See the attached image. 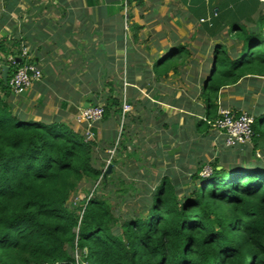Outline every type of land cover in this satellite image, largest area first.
I'll list each match as a JSON object with an SVG mask.
<instances>
[{
	"label": "trees",
	"instance_id": "obj_1",
	"mask_svg": "<svg viewBox=\"0 0 264 264\" xmlns=\"http://www.w3.org/2000/svg\"><path fill=\"white\" fill-rule=\"evenodd\" d=\"M226 8L225 14L215 13L219 30L213 37L221 39L224 29L226 34L212 46L199 77L205 111L195 124L200 137L218 116L222 88L248 78L258 86L264 78V4L228 0ZM192 56L185 46L175 48L155 66L157 77L178 72ZM6 60L11 69L26 63ZM13 95L0 73V264H77L75 250L82 251L83 264H264L259 159L230 167L219 159L200 161L181 180L164 175L146 200V214L118 220L114 206L96 195L107 179L96 162L95 139L64 123L27 120L14 110ZM105 109L103 119L118 115L122 103L112 94ZM250 113L255 155L264 151V108ZM206 166L211 172L204 176ZM83 181L101 185L72 207Z\"/></svg>",
	"mask_w": 264,
	"mask_h": 264
},
{
	"label": "crops",
	"instance_id": "obj_2",
	"mask_svg": "<svg viewBox=\"0 0 264 264\" xmlns=\"http://www.w3.org/2000/svg\"><path fill=\"white\" fill-rule=\"evenodd\" d=\"M227 4L228 0H0V65L16 57L19 63L33 62L42 71L41 80L13 95L14 110L25 113L27 120L64 123L85 136L86 127L77 122L79 110L99 104L105 107L113 94L122 103L119 115L123 118L133 108L135 115L142 111L151 120L150 110H158L155 116L165 134L161 132L156 146L153 139L148 142L154 148L150 157L163 169L160 178L175 174L181 180L186 170L205 162L204 145L216 151L208 162L219 159L221 163L219 154L225 160L221 150L228 147L224 136L211 128L200 137L195 124L197 119H205L199 96L205 59L227 31H222L221 39L213 37L219 30L215 13L221 10L225 14ZM1 45L18 55H8ZM179 46L189 48L193 56L178 72L157 77L155 66L168 60ZM174 77L178 80L169 87ZM238 84L220 90L219 108L235 111L252 107L247 97L257 86L248 84L247 92ZM172 90L180 94L172 99L162 93ZM186 91L197 96L198 102L186 98ZM124 103L131 106L127 113L123 112ZM171 109L176 113L172 119ZM112 114L117 115L112 112L92 128L96 162L104 173L117 136L118 159L124 151L125 157L134 156L137 162L136 153L142 147V138L130 142L126 132L115 133ZM132 120L144 122L138 117ZM146 130L151 133L150 128ZM111 171L110 167L108 173Z\"/></svg>",
	"mask_w": 264,
	"mask_h": 264
},
{
	"label": "rangeland",
	"instance_id": "obj_3",
	"mask_svg": "<svg viewBox=\"0 0 264 264\" xmlns=\"http://www.w3.org/2000/svg\"><path fill=\"white\" fill-rule=\"evenodd\" d=\"M260 2L264 4V0H260ZM229 18H232V16H229ZM225 40H228V39H225ZM196 44H199V43H196ZM176 79L177 78L175 77L171 78L168 86L169 87L174 86L173 84ZM250 80L252 79L248 78V79H245V83L240 82V86L243 90L247 89L248 84H252ZM258 80H260V83H258V86L261 88L258 91L253 92L252 95L250 94L249 97H247L248 104H250L252 107H249L246 105L247 109L235 110L236 113L238 114L248 113L250 111H253L259 105H261L264 108V78H260ZM246 91L248 92V90ZM162 93L163 94L168 93L167 95L171 97L172 99L173 97L176 98L177 94H180L179 92L173 91V90L169 92L163 91ZM186 95H187L186 98H189L190 100H192V102H198L197 101L198 97L194 96L193 93L186 91ZM125 106H129V109L125 110ZM130 110H131V106L128 105L127 103H124L123 112L127 113ZM153 111L154 112H151L150 110L151 115H153L151 120H147V116H145L144 113H142V111L139 114V116L135 115L136 110H134L133 108H132V111H130L125 116V118H123V116L121 117L119 114L118 115L112 114L113 115L112 118L114 119V120L112 119V122L114 124L113 128H114L115 133L119 134V133L126 132V134H129V136H131L129 139L130 142L135 140L137 137L142 138L139 143V145H142V147L141 148L138 147V150L136 153V157H138L139 159L137 162L135 161L136 159L134 156L125 157L124 151L122 152L120 158L118 159V142H117L118 136L114 144V147H116L115 153L113 155L109 153L107 156L108 162L111 161L110 164L107 163V168L105 170L106 171L105 178L107 179V182L101 187V189L97 192L96 195L101 198L106 199L112 206H114L118 220L120 219L122 220L124 218H130V216L137 217V216H142L143 214H146L147 209H148L147 208L148 204L146 200L151 197L152 192L157 187V185H159L160 183V179H161L160 177L163 175L162 174L163 169L162 167L157 165V160L155 158L153 159L150 157V156H153L154 154L153 153L154 148H150L149 146L150 143L148 142V140L153 139L154 144L156 146V143L161 142L160 134L161 132L163 133L162 131L163 128L159 127L160 123L159 121H157L158 119L155 116L158 110L154 109ZM170 111H171L170 116L172 119V116L175 117L176 113L174 109H171ZM137 117L139 119L143 118V121L145 123L143 122V123L138 124L137 121L132 120V118H137ZM141 126H144V128H142ZM147 127L151 129L150 134L148 133V130H146ZM133 135H136V137L134 138ZM146 135L148 136L146 137ZM110 140H107L106 144H109ZM165 142L166 140H163V143ZM204 146H205V150L203 152L204 156H202V159H205V163L207 164L208 160L213 157L212 154H214L216 151H213L210 145H204ZM252 148H253V144L251 141L248 143L246 142V143L234 145L231 147L228 146L222 149L221 152H224V155H226L227 159L225 158L224 160V158H222L221 156V153L219 154L222 160V162L220 163L221 166L229 167L230 165L238 166L241 164H248V163L250 164L255 161V158L259 159L260 162L264 164V151L259 150L254 155L252 152ZM125 158L127 159L125 160ZM127 160H128V163H127ZM118 161H119V164H118ZM124 162H125V165L123 164ZM104 165L105 163L103 164L102 167H104ZM110 167L112 171L111 173H108V170ZM196 167H194L191 171L194 172L196 170ZM163 168L165 167L163 166ZM210 172H211V167L206 166L204 170L201 172V174L205 176V175L210 174ZM98 186L94 187L92 186V184L84 181L80 185V188L72 196L71 201H70V206L72 207L77 206L79 202L89 198L91 195H93V192H96ZM186 188L187 186L183 188H178V192L180 193L179 196L182 195L181 193L183 191L185 192ZM81 253H82L81 250H75L74 251L75 259L76 258L81 259L82 258Z\"/></svg>",
	"mask_w": 264,
	"mask_h": 264
},
{
	"label": "built area",
	"instance_id": "obj_4",
	"mask_svg": "<svg viewBox=\"0 0 264 264\" xmlns=\"http://www.w3.org/2000/svg\"><path fill=\"white\" fill-rule=\"evenodd\" d=\"M26 55V51H22ZM14 66L17 64L14 57L8 59ZM10 67V66H9ZM11 69V68H10ZM1 70V65H0ZM12 73L9 78V86L13 94L20 95L27 91L35 82L41 80L42 71L37 64L26 62L22 65H16L11 69ZM129 106H125L128 110ZM105 107L102 104L82 108L77 115V122L84 124L86 127L85 136L87 140H93L94 135L92 128L95 123L101 121L105 115ZM253 123L254 117L248 113H236L228 108H219L218 116L212 122H209L212 129L218 131L225 138L226 146H234L242 143H248L253 138ZM119 144V140H118ZM116 147L111 150L113 155ZM111 161L108 163L110 164ZM99 181L95 187L99 185ZM77 264L81 263L80 259L76 258Z\"/></svg>",
	"mask_w": 264,
	"mask_h": 264
},
{
	"label": "water",
	"instance_id": "obj_5",
	"mask_svg": "<svg viewBox=\"0 0 264 264\" xmlns=\"http://www.w3.org/2000/svg\"><path fill=\"white\" fill-rule=\"evenodd\" d=\"M10 70L11 69L9 65H7V62L5 63V65L1 66V77L6 84L8 83Z\"/></svg>",
	"mask_w": 264,
	"mask_h": 264
},
{
	"label": "clouds",
	"instance_id": "obj_6",
	"mask_svg": "<svg viewBox=\"0 0 264 264\" xmlns=\"http://www.w3.org/2000/svg\"><path fill=\"white\" fill-rule=\"evenodd\" d=\"M8 65V64H7ZM1 71V70H0Z\"/></svg>",
	"mask_w": 264,
	"mask_h": 264
}]
</instances>
